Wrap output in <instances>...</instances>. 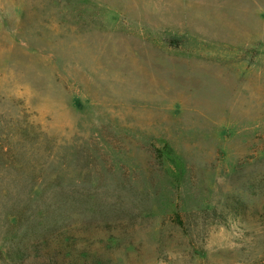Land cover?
Masks as SVG:
<instances>
[{"label": "rangeland", "instance_id": "obj_1", "mask_svg": "<svg viewBox=\"0 0 264 264\" xmlns=\"http://www.w3.org/2000/svg\"><path fill=\"white\" fill-rule=\"evenodd\" d=\"M264 0H0V264H264Z\"/></svg>", "mask_w": 264, "mask_h": 264}, {"label": "trees", "instance_id": "obj_2", "mask_svg": "<svg viewBox=\"0 0 264 264\" xmlns=\"http://www.w3.org/2000/svg\"><path fill=\"white\" fill-rule=\"evenodd\" d=\"M263 217H264V214H263Z\"/></svg>", "mask_w": 264, "mask_h": 264}]
</instances>
